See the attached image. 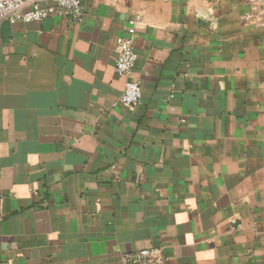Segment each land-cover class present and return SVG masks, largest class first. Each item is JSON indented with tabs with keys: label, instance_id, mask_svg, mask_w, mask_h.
<instances>
[{
	"label": "crops",
	"instance_id": "0c3cea01",
	"mask_svg": "<svg viewBox=\"0 0 264 264\" xmlns=\"http://www.w3.org/2000/svg\"><path fill=\"white\" fill-rule=\"evenodd\" d=\"M250 2L86 0L80 23L0 22V264H122L144 249L264 264ZM136 16L143 97L119 106L115 42Z\"/></svg>",
	"mask_w": 264,
	"mask_h": 264
},
{
	"label": "built area",
	"instance_id": "2783aa9c",
	"mask_svg": "<svg viewBox=\"0 0 264 264\" xmlns=\"http://www.w3.org/2000/svg\"><path fill=\"white\" fill-rule=\"evenodd\" d=\"M86 0H0V22L41 23L51 16L66 14L73 22L80 23L85 15ZM42 2H51L43 7ZM249 21L257 28H264V0H251ZM140 17L129 20L127 35L115 42V73L125 81V89L116 105L134 107L142 100L141 83L133 77L139 54L135 48V36ZM164 257L158 250L144 249L136 254H126L122 264H164Z\"/></svg>",
	"mask_w": 264,
	"mask_h": 264
}]
</instances>
